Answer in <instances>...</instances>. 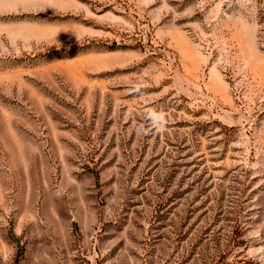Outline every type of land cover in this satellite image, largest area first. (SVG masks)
<instances>
[{
    "label": "rangeland",
    "instance_id": "obj_1",
    "mask_svg": "<svg viewBox=\"0 0 264 264\" xmlns=\"http://www.w3.org/2000/svg\"><path fill=\"white\" fill-rule=\"evenodd\" d=\"M0 264H264V0H0Z\"/></svg>",
    "mask_w": 264,
    "mask_h": 264
}]
</instances>
